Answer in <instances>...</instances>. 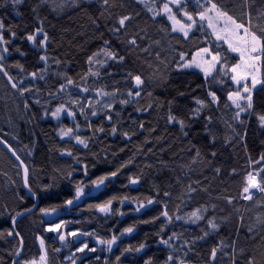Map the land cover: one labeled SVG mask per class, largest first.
Segmentation results:
<instances>
[{
	"label": "trees",
	"instance_id": "trees-1",
	"mask_svg": "<svg viewBox=\"0 0 264 264\" xmlns=\"http://www.w3.org/2000/svg\"><path fill=\"white\" fill-rule=\"evenodd\" d=\"M220 3L245 23L249 17L242 13L255 17L264 8L261 0L250 7L242 0ZM158 4L155 10L153 0H23L16 5L0 0L3 35L9 41L0 44V65L18 84L12 88L0 72V139L27 167L37 202L35 211L15 224L23 240L17 264L42 255L46 264H264V192H243L247 173H259L257 183L264 178V140L258 161H252L245 143L251 126L264 134V83L252 93V107L237 117L239 109L228 99L237 90L230 72L204 77L177 68L200 48L214 52L222 43L206 26H197L187 39L172 32L165 17L153 18ZM185 8L193 16L202 10L188 3ZM125 15L132 19L115 31ZM253 23L264 27V21ZM44 34L48 39L43 48ZM28 35L37 38L31 43ZM132 38L135 46L129 43ZM226 56L229 65L238 62L237 56ZM136 75L143 80L140 86ZM261 77L264 81V61ZM25 87L29 91L21 95L19 89ZM209 92L218 98L214 111L219 135L231 158L226 177L191 139L215 144ZM61 104L75 113L79 131L66 119L58 124L51 117ZM62 129L72 131L62 137ZM77 136L87 147L77 143ZM101 176L108 179L97 187L93 181ZM133 179L138 182L131 183ZM109 201L110 211L101 212L99 206ZM35 204L24 189L20 167L0 146V264H12L20 248L13 217ZM57 223L62 225L58 231L47 230ZM126 228L133 231L124 232ZM113 236L119 238L111 250L99 242ZM85 244L83 252L77 251Z\"/></svg>",
	"mask_w": 264,
	"mask_h": 264
},
{
	"label": "snow or ice",
	"instance_id": "snow-or-ice-1",
	"mask_svg": "<svg viewBox=\"0 0 264 264\" xmlns=\"http://www.w3.org/2000/svg\"><path fill=\"white\" fill-rule=\"evenodd\" d=\"M23 0H12V3L14 5L22 3ZM90 2V0H89ZM137 2H142V0H137ZM104 3L107 4L108 0H104ZM153 3H159L162 5V8L160 11H157L154 13L153 18L155 19V16L160 15L161 12H163L167 19L172 22L171 31L172 32H178L183 35L185 39L188 38L189 32L193 29L195 26H199L200 29L204 28V24L200 22H206L207 28L211 29V35L215 38L216 41L222 42V44H216L215 48L216 51L210 50L208 46H205L203 48H200L195 55L191 57L190 60L185 61L183 64H177V68H199L205 75V77L211 76L214 71H220L224 72V74H227V72H231V79L238 85L239 89H242L245 93H250V87L248 84V81H251V88H255L257 83H264V81L257 80V73L260 72V67H258V64L262 61H264V27H261L258 24H254L253 20H261L264 21V8L257 10L258 15L255 17L252 16V13L250 11L242 13V15H246L249 17L248 22L245 23L243 19L238 18L237 14L235 12H232L230 14V10L226 7H224L220 0H206V2L201 3V0H196V3L200 6L202 10L198 11L196 13V16L194 17L192 14H189L187 11H184L181 3L182 0H153ZM242 3L244 6H249L251 4H255L256 0H242ZM261 4L264 5V0H261ZM174 5L177 9V12L173 11ZM149 11H153L152 7H149ZM182 12L183 17H186V20L177 19V13ZM132 17L130 15H125L119 18L118 24L120 28L115 29V31H119L121 28H124L126 26V21H130ZM5 28V25L2 21H0V44H8L9 41L4 38L3 30ZM42 32V29L37 30V35H39ZM13 38L15 37V33H12ZM36 35H28L27 39L31 42H34L36 40ZM48 37L47 34L43 35V39L40 41L41 45L43 46L45 42L47 41ZM130 44L133 46L136 45V39L132 38L129 41ZM226 47H223L225 46ZM223 49V52L221 51ZM3 52L7 53L8 48L4 47ZM236 53L239 56V62L229 65L227 63V56L226 53ZM203 54V56H202ZM109 56H112V58L116 59L117 57L114 56L111 52L109 53ZM202 56V63L197 62L196 57ZM3 56L0 55V60H3ZM40 59L43 61L46 59V57L41 56ZM120 60L123 59V57H119ZM184 59V54L181 53V60ZM89 62H91V57L89 58ZM203 65H207V67H204ZM217 65H220V69L218 70L216 68ZM226 69V71H225ZM0 72H3L5 76H8V73L4 70L3 66L0 65ZM33 77H36V73L31 74ZM9 83L11 84L12 88L16 89L18 88V84L12 80L11 76H8ZM40 79H43V76L40 77ZM135 80V83L137 86H140L143 84V80L139 75H136L133 77ZM244 83H241V82ZM22 83V81L20 82ZM68 83L71 84L72 81L68 80ZM63 90V86L62 89ZM86 91V89H84ZM21 95H23L24 92L29 91L28 88H20L19 89ZM132 93L130 92L129 95ZM183 94V93H181ZM136 95H139V92H136ZM209 96L211 97V102H217V96L215 93L209 92ZM229 100L235 101L245 99L248 101L246 106L241 105L240 103H236L235 106L239 109V111L236 113L237 117L240 115V112H243L246 110V108L252 107V96L251 94L247 95L246 97H242L240 94V90H237L236 92L229 93L228 96ZM126 103V101H125ZM197 103H202L201 101H197ZM61 113H66L67 116L73 117L75 116V113L73 111L68 110L65 105L61 104L58 107L55 108V111L51 113V115L56 118L60 119ZM92 115H96V112L93 111L91 113ZM111 119V117H108ZM173 119L170 117V120ZM211 119L210 117L208 118ZM261 121H264V116L260 117ZM181 127H184L183 121H180ZM142 127V125H141ZM72 129H68L67 131H64L61 133V136H67ZM113 133L116 132V128L114 127L112 129ZM125 136H127V133H125ZM77 143L84 145V147H87V143L80 139L79 136L75 137ZM0 144H5V142L0 139ZM6 147H8V150L12 153L13 156L16 157L17 160H19V156H17L16 152L7 144H5ZM68 155H72L71 152L67 153ZM214 155V153H213ZM262 160H264V157H261ZM23 163V162H21ZM256 163V162H253ZM86 167V166H85ZM218 171V170H217ZM260 171H264V168H262ZM87 174V173H85ZM259 173H253L249 172L246 175V186L243 188L244 193H249L250 189H257L260 192H264V178H262V183H257V175ZM111 176H116L117 172H112L110 174ZM108 179L107 176H101L97 181H93V183L99 187L102 185L105 180ZM138 181L133 179L131 183L135 184ZM24 186L28 187V169L27 167H24ZM29 191L31 192V189L29 188ZM34 195V193H33ZM80 195V190H77V196ZM165 195H168V193H165ZM126 199V198H125ZM245 199H252V195H247ZM68 204H71L72 201H68ZM149 203H152L151 200H149ZM110 205L111 201L108 202L107 205H101L99 206V210L101 212H109L110 211ZM143 207V205H141ZM139 210V209H137ZM199 211V210H197ZM45 214L48 213L45 211ZM19 215V214H18ZM164 216H168L167 212L163 213ZM192 216L196 218V220L201 219L200 216L197 215V212H193ZM196 220L193 221V223L196 222ZM211 224V221L209 222ZM13 225H15V218L13 217ZM61 224L57 223L54 225H51L48 227V231L50 232H56L61 228ZM213 228L216 227L215 224H211ZM133 231V228H126L124 232L130 233ZM13 233L11 231L8 232V235L11 236ZM123 234V233H122ZM17 236H19V233H16ZM71 235L75 236L76 233H71ZM85 235H89L88 233H85ZM207 235V233H205ZM119 237L113 236L110 240L107 241H99L100 243H105L108 245L109 250H111V247L113 244L116 243ZM59 239L61 241L65 240V236L62 234L60 235ZM23 243V240L21 238V244ZM162 243L167 244L168 241H162ZM41 246L43 247V240H41ZM87 248V244L84 245V247L78 248L77 251L83 252ZM143 248V245H141L140 248L136 249V251H140ZM89 251H95V249H89ZM130 251V249L128 250ZM216 249L214 248L212 250V257L215 258L216 255ZM17 256L20 255V252L18 251L16 253ZM45 256H40V261H45ZM173 259L172 256L168 257V260L171 261ZM117 260H119V257H117ZM24 264H38L36 260L31 261H25ZM150 264V262H149ZM249 264H254L252 260H249Z\"/></svg>",
	"mask_w": 264,
	"mask_h": 264
},
{
	"label": "rangeland",
	"instance_id": "rangeland-1",
	"mask_svg": "<svg viewBox=\"0 0 264 264\" xmlns=\"http://www.w3.org/2000/svg\"><path fill=\"white\" fill-rule=\"evenodd\" d=\"M149 1L150 0H142V2H140V3H144L145 4V3H149ZM195 1L196 0H182L181 6L184 9V11L186 10L185 4H187V3H188V5H194L195 8H198L199 5ZM157 4L158 3L154 4L155 10L157 9ZM158 5H160V8H159V11H160V9L162 8V5L161 4H158ZM171 7H173V11L174 12H175V10H177L174 5H172ZM157 16H164L167 19V16L163 12H161V14L157 15ZM195 16L196 15H194V17ZM177 19H181L183 21V20H186V17H183L182 12H180V15L179 16L177 15ZM168 21H169L170 26L172 27V22L170 20H168ZM200 23H203L204 26H206V28H207V23L206 22H200ZM196 27L197 26L193 27V29L189 32V35L196 29ZM209 30L211 32V29H209ZM176 33H178V32H176ZM179 34H181V33H179ZM213 39L215 40L214 37H213ZM216 42L222 43V42H219V41H216ZM31 43H33V42H31ZM42 47L44 48V45ZM42 47H41V49L43 50ZM224 47H226V45ZM229 53H231V52H229ZM231 54L237 56L238 57V62H239L238 54H236V53H231ZM202 56H203V54H202ZM202 56H197L196 57L197 62H201L202 63ZM185 61H187V60H183L182 64ZM203 66L207 67V65H203ZM218 66L219 65H217L216 68H218ZM258 67H260V72H258L256 74L257 75V80L262 81V77H261V62L258 64ZM182 69L199 72L201 75H203L205 77L204 73L199 68L193 67V68H182ZM227 74H229V73L227 72ZM230 75H232L231 72H230ZM208 77H210V76H208ZM241 83H244V82L242 81ZM233 84H234V86L236 87L237 90H240L241 96L242 97H246L249 94H251V96H252V93L256 89H258L261 86L262 83H257L255 88H251V81L249 80L248 84H249V87H250V93L243 92L242 89L238 88V85L234 81H233ZM230 102L232 103V105L234 107H236L235 106L236 103H240L241 105H244V104L247 105V103H248V101L245 100V99H241V100L235 101V103L233 102V100H230ZM215 104H216V102H211V100H210L211 108H210V111L208 112V117L211 118L210 119L211 120V127L210 128L213 131V135L215 137L214 146H206V145L200 143L198 141V139L195 138V137H191V139H192L193 143L195 144L196 148L198 149V151L201 153V155L208 161L213 160L214 166L221 171L223 177H226L228 175V173L230 172V169H231V158H230L229 153L223 148V146L221 144V139H220V135H219L220 131H219V126L217 124V115H216V112L214 111ZM65 107L67 108L68 106H65ZM51 117L54 118L52 115H51ZM64 119H66L68 121V124H71V125L74 126L75 131H79V128L77 127V125L75 123V117L73 118V117L67 116L66 113H61L60 119L54 118L55 122L58 123V124H62V121ZM263 125H264V121H261V126H263ZM63 131L64 130L62 129V132ZM263 140H264V134L262 133L261 129H259L258 127H255V126H251L248 129L247 134H246L245 143L247 145L248 153H249L252 161H258V159L260 157V154H261V152L263 150V145H262ZM213 153H214V155H213ZM46 218H52V214H47ZM36 261L38 262V264H46V261H40V258L38 260H36Z\"/></svg>",
	"mask_w": 264,
	"mask_h": 264
},
{
	"label": "water",
	"instance_id": "water-1",
	"mask_svg": "<svg viewBox=\"0 0 264 264\" xmlns=\"http://www.w3.org/2000/svg\"><path fill=\"white\" fill-rule=\"evenodd\" d=\"M5 144H6V143H5ZM5 144H0V146H2V148H3V149H4V150L10 155V157H11V158L17 163V165L20 167V170H21V172H22L23 186H24V167H25V165H24L23 163H21V160H20V159L17 160L16 157L12 155V153L8 150V147H6ZM24 189H25L26 193H27V194H28V195H29V196L35 201L36 204H35V206H34L32 209H30V210H28V211H24V212H22L19 216H17V217L15 218V224H16V222L18 221L19 218L31 214L32 212L35 211V209H36V207H37L36 198L34 197V195L32 194V192L29 191V186H28L27 188L24 186ZM12 229H13L14 233L16 234V232H15V225H13V223H12ZM16 236H17V235H16ZM17 237H18L19 242H20V248H19L20 255H19V256L16 255V257H15V259H14V261H13L12 264H17V263H18V261H19L20 258H21L22 252H23V243L21 244V239H20V237H19V236H17ZM75 242L77 243V240H76Z\"/></svg>",
	"mask_w": 264,
	"mask_h": 264
},
{
	"label": "bare ground",
	"instance_id": "bare-ground-1",
	"mask_svg": "<svg viewBox=\"0 0 264 264\" xmlns=\"http://www.w3.org/2000/svg\"><path fill=\"white\" fill-rule=\"evenodd\" d=\"M136 1V0H135ZM159 11V10H158ZM161 17H164V16H161ZM167 20V19H166ZM167 22H169L168 20H167ZM252 191H254V190H252ZM247 195H245V197H246Z\"/></svg>",
	"mask_w": 264,
	"mask_h": 264
}]
</instances>
